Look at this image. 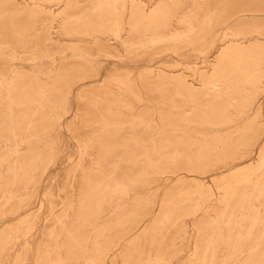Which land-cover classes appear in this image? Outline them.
<instances>
[{
    "label": "rangeland",
    "instance_id": "obj_1",
    "mask_svg": "<svg viewBox=\"0 0 264 264\" xmlns=\"http://www.w3.org/2000/svg\"><path fill=\"white\" fill-rule=\"evenodd\" d=\"M0 264H264V0H0Z\"/></svg>",
    "mask_w": 264,
    "mask_h": 264
}]
</instances>
